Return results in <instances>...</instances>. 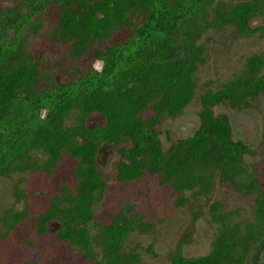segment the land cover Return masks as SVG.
<instances>
[{
	"label": "trees",
	"instance_id": "trees-1",
	"mask_svg": "<svg viewBox=\"0 0 264 264\" xmlns=\"http://www.w3.org/2000/svg\"><path fill=\"white\" fill-rule=\"evenodd\" d=\"M252 18L263 33L264 0H0V178L51 176L71 163V184H59L35 219L38 235L53 227L82 264L139 263L137 247L123 243L151 224L134 204H122L107 224L94 217L112 179L97 158L110 149L116 183L155 181L187 213L167 264H260L264 171L244 164L249 148L233 140L227 118L212 107H248L264 96V53L247 57L230 80L199 97L198 126L189 136L166 151L158 141L161 123L194 94L204 63L199 39L225 27L246 37ZM91 115L102 122L90 126ZM262 141L264 150V126ZM216 188L251 198L248 216L213 198ZM14 197L16 203L20 195ZM204 216L213 230L208 253L185 258L181 249ZM1 218L0 237H7L26 221L25 207ZM145 250L152 255V244Z\"/></svg>",
	"mask_w": 264,
	"mask_h": 264
},
{
	"label": "rangeland",
	"instance_id": "rangeland-1",
	"mask_svg": "<svg viewBox=\"0 0 264 264\" xmlns=\"http://www.w3.org/2000/svg\"><path fill=\"white\" fill-rule=\"evenodd\" d=\"M263 23L252 18L248 26L253 33L238 36L232 27L222 30H208L199 42L204 47V63L195 73L196 85L194 94L181 113L161 123L158 130V141L162 151H166L177 140L189 136L198 126L197 113L199 97L206 91H216L232 76L241 70L247 57L264 53V32L258 31ZM215 116L224 115L229 123L232 138L242 142L250 150L243 156L247 167L264 171L263 126H264V96L253 101L248 107H231L226 101H221L212 107ZM102 119L91 115L88 123L97 125ZM115 157L110 149L101 151L97 158V168L100 172L112 177L108 189L101 200L93 205L96 222L107 224L118 208L125 202L133 203L135 210L146 217L150 228L145 233H130L123 245L125 249L137 247L138 264H167L165 257L181 234L187 223V213L176 209L164 188H159L155 181L144 180L131 187L118 184L113 180L112 163ZM71 163L62 162L51 175L42 173L16 174L10 178H0V235L2 214L7 209L20 211L25 207L27 219L18 224L7 237H0V264H23L31 260L37 264H82L79 254H70L56 240L54 228L49 227L48 233L38 235L35 219L42 214L46 201L56 193L59 184L72 182L70 175ZM259 186L264 188V180L259 179ZM18 193L20 198L14 201ZM213 198L221 199L229 208L240 209L239 217L246 218L251 206V198L239 194H224L215 189ZM204 216L194 227L192 241L181 249L182 256L200 257L208 253L212 227ZM90 234L95 232L90 225ZM152 244V255L146 252V247ZM260 264H264V256Z\"/></svg>",
	"mask_w": 264,
	"mask_h": 264
}]
</instances>
